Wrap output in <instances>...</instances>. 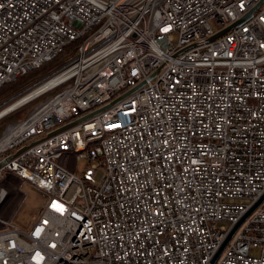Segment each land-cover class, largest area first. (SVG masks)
I'll use <instances>...</instances> for the list:
<instances>
[{"label":"built area","instance_id":"built-area-1","mask_svg":"<svg viewBox=\"0 0 264 264\" xmlns=\"http://www.w3.org/2000/svg\"><path fill=\"white\" fill-rule=\"evenodd\" d=\"M259 1L0 0V87L79 41L0 133V264H210L264 196V2L212 39ZM213 264H264V198Z\"/></svg>","mask_w":264,"mask_h":264},{"label":"rangeland","instance_id":"rangeland-1","mask_svg":"<svg viewBox=\"0 0 264 264\" xmlns=\"http://www.w3.org/2000/svg\"><path fill=\"white\" fill-rule=\"evenodd\" d=\"M213 25L214 24L212 23V26ZM51 67L52 66H50L48 69L43 71L41 76L43 74H45ZM38 78H36V79H38ZM28 84H29V82L25 86L21 87L20 89L13 91L8 96L1 98L0 99V111L3 110L2 108H4V104L8 100H10L11 98H13V97L21 94L22 92L26 91L27 90L26 86ZM25 87H26V89H25ZM58 90L59 89H56L50 93L44 94L40 98L11 111L10 113L6 114L5 116H2L0 118V132L5 128L7 123H10V122L16 121V120H20L39 101L45 99L46 97L55 93ZM7 105H9V104H7ZM87 170H88V165H87V161L85 159H81V160L76 161V171H75L76 174L81 175L83 173H86ZM97 178H98V176H97ZM21 192L24 194V200H23L21 206L19 207V209L17 210V212L15 214L14 224L17 227H19L20 229L25 230V229H28L36 221V219L39 217V215H40L39 210L42 207V205L45 203V201L47 199V195L44 192H42L41 190L36 189L35 187H33L32 185H30L29 183H26V182L22 183ZM221 224H223V223H221V222L218 223V225H221ZM251 253L253 255H258L259 251L257 249H252Z\"/></svg>","mask_w":264,"mask_h":264},{"label":"water","instance_id":"water-1","mask_svg":"<svg viewBox=\"0 0 264 264\" xmlns=\"http://www.w3.org/2000/svg\"><path fill=\"white\" fill-rule=\"evenodd\" d=\"M264 2V0H260L245 16H243L240 20H238V21H236V22H234L233 24H231L230 26H228L227 28H225L224 30H222V31H220V32H218V33H216L213 37H212V39H215V38H217V37H219V36H221L222 34H224L227 30H229V29H231V28H234V27H236V26H239V25H241L242 23H244L245 21H247V20H249L251 17H252V15L254 14V12L260 7V5L262 4ZM153 75H151V77H152ZM142 85V84H141ZM135 89H137V87L136 88H134V89H132V90H130V91H128V92H126V93H124L123 95H121L120 97H118L117 99H115V100H113L112 102H110L108 105H105V106H103V107H101V108H99V109H97V110H95V111H93V112H91V113H89V114H87V115H85V116H83V117H81V118H79V119H77V120H75V121H73V122H71V123H69V124H66V125H64V126H62V127H60V128H58L57 130H54V131H52V132H50L49 134H47V136L46 137H48V136H51V135H53V134H55V133H57V132H59V131H61V130H63V129H66V128H68V127H70V126H72V125H74V124H76V123H78V122H80V121H83V120H85V119H87V118H89V117H91V116H93V115H95V114H97V113H99V112H101L102 110H104V109H106L107 107H109V106H111V105H113V104H115L116 102H118L119 100H121L122 98H124L125 96H127L128 94H130L131 92H133ZM10 111V109H6V110H4V111H2L1 113H0V118L3 116V115H5L6 113H8ZM37 142H39V140H36V141H33V142H31L29 145H27V146H24V147H22L21 149H19L16 153H14V154H12V155H10V156H8L7 158H6V160H9V159H11L12 157H14V156H16L18 153H20L21 151H23L24 149H26L27 147H29V146H32L33 144H35V143H37ZM4 162H5V160H1L0 161V166H2L3 164H4ZM263 198H264V196H262L248 211H247V213L239 220V222L234 226V228L231 230V232L228 234V236L226 237V239L223 241V243L221 244V246H220V248L218 249V251L216 252V254L214 255V257L212 258V260H211V262H210V264H213L215 261H216V259H217V257L219 256V254L221 253V251L223 250V248H224V246L226 245V243L229 241V239L232 237V235H233V233L235 232V230L238 228V226L242 223V221L260 204V202L263 200Z\"/></svg>","mask_w":264,"mask_h":264},{"label":"trees","instance_id":"trees-1","mask_svg":"<svg viewBox=\"0 0 264 264\" xmlns=\"http://www.w3.org/2000/svg\"><path fill=\"white\" fill-rule=\"evenodd\" d=\"M79 41H73L71 42L65 50L60 53L55 59L52 61L42 65L39 68H36L30 72H27L23 75H20L18 78H16L13 82L8 83L0 87V99L3 97L8 96L10 93L13 91H16L20 89L21 87L25 86L28 82L30 83L31 81L35 80L36 78L40 77L42 72L48 69L50 66H53L57 64L58 62L62 61L65 56L70 54L71 50L75 45H77ZM1 133V132H0Z\"/></svg>","mask_w":264,"mask_h":264},{"label":"bare ground","instance_id":"bare-ground-1","mask_svg":"<svg viewBox=\"0 0 264 264\" xmlns=\"http://www.w3.org/2000/svg\"><path fill=\"white\" fill-rule=\"evenodd\" d=\"M41 88H37L35 90L28 89L24 92H22L21 94L11 98L10 100H8L5 104H4V108H2L3 110L0 111V113L6 109H10V111L14 110L18 105H20L22 102H24L25 100H27L28 98L34 96L35 94H37ZM9 104V105H7Z\"/></svg>","mask_w":264,"mask_h":264}]
</instances>
